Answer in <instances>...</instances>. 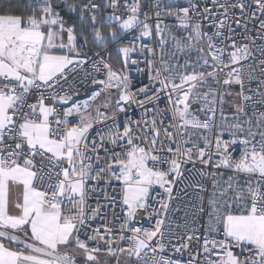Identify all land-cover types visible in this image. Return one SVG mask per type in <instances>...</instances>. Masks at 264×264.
Masks as SVG:
<instances>
[{
  "label": "snow or ice",
  "instance_id": "snow-or-ice-1",
  "mask_svg": "<svg viewBox=\"0 0 264 264\" xmlns=\"http://www.w3.org/2000/svg\"><path fill=\"white\" fill-rule=\"evenodd\" d=\"M14 7L0 0V264H264V0ZM193 170L206 219L200 195L165 229Z\"/></svg>",
  "mask_w": 264,
  "mask_h": 264
},
{
  "label": "built area",
  "instance_id": "built-area-1",
  "mask_svg": "<svg viewBox=\"0 0 264 264\" xmlns=\"http://www.w3.org/2000/svg\"><path fill=\"white\" fill-rule=\"evenodd\" d=\"M181 3H184L185 0H180ZM28 5L31 3V0H27ZM166 19L173 23V19L171 17H166ZM251 35L255 36L256 33L253 31ZM135 75V74H134ZM83 76V73H81V77ZM140 77L137 76V80H139ZM144 82L147 83V79L144 78ZM70 83H73V86L79 89L80 95L79 97H76L75 99H83L86 98L87 95L91 91V86L85 87L84 85L79 83V78L75 82L70 80ZM252 87H255V84L252 85ZM132 115V113H129ZM138 115V112L136 113ZM199 165L197 166V169H199ZM200 182L204 183L205 187L208 189V192H204L202 194H197V189L192 187L195 183ZM211 191V184L210 182L205 183L199 176L198 170L188 171L185 172L184 178L179 180L175 186V192L178 193L176 199H174L170 204V211L168 215V221L170 223L165 224V229L168 227H171L173 231L175 232H183L184 228L183 225H185L186 221L190 222L194 218V213H196V207L200 204V195L204 197L203 199V206L205 208V212L201 214V219L199 223H203L206 219L207 211H208V204H207V198ZM194 205L196 207H194ZM108 220L111 221L112 219V213L108 212ZM142 225L146 227H150L151 225L148 224V221L145 219H142L140 222ZM154 223V221H153ZM181 227H177V226ZM193 250L195 249L196 245L193 244ZM177 257L180 256L179 253L175 254ZM184 258H187V253H184Z\"/></svg>",
  "mask_w": 264,
  "mask_h": 264
},
{
  "label": "crops",
  "instance_id": "crops-1",
  "mask_svg": "<svg viewBox=\"0 0 264 264\" xmlns=\"http://www.w3.org/2000/svg\"><path fill=\"white\" fill-rule=\"evenodd\" d=\"M100 264H117V258L116 257H109L106 254H101ZM119 264H126V258L121 257Z\"/></svg>",
  "mask_w": 264,
  "mask_h": 264
},
{
  "label": "trees",
  "instance_id": "trees-1",
  "mask_svg": "<svg viewBox=\"0 0 264 264\" xmlns=\"http://www.w3.org/2000/svg\"><path fill=\"white\" fill-rule=\"evenodd\" d=\"M14 3V11L17 13H26L29 10L27 0H14Z\"/></svg>",
  "mask_w": 264,
  "mask_h": 264
},
{
  "label": "water",
  "instance_id": "water-1",
  "mask_svg": "<svg viewBox=\"0 0 264 264\" xmlns=\"http://www.w3.org/2000/svg\"><path fill=\"white\" fill-rule=\"evenodd\" d=\"M141 221H142V220H141ZM141 221H140V222H141Z\"/></svg>",
  "mask_w": 264,
  "mask_h": 264
}]
</instances>
